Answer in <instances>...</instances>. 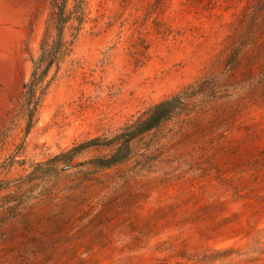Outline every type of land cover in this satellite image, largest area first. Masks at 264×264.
Here are the masks:
<instances>
[{
	"label": "rangeland",
	"instance_id": "rangeland-1",
	"mask_svg": "<svg viewBox=\"0 0 264 264\" xmlns=\"http://www.w3.org/2000/svg\"><path fill=\"white\" fill-rule=\"evenodd\" d=\"M49 12L0 0V264H264V0H87L27 131ZM187 87L126 161L30 175Z\"/></svg>",
	"mask_w": 264,
	"mask_h": 264
},
{
	"label": "trees",
	"instance_id": "trees-1",
	"mask_svg": "<svg viewBox=\"0 0 264 264\" xmlns=\"http://www.w3.org/2000/svg\"><path fill=\"white\" fill-rule=\"evenodd\" d=\"M86 11L87 0H50L47 27L40 45L41 52L33 62L29 80L23 85V101L28 117L27 131L33 125L62 57L69 50L64 39L66 26L69 22H77V29H79L86 17ZM52 67H55V71L52 77L46 80ZM192 89L187 87L159 101L134 121L123 126L113 136L96 137L53 156L45 163H36L30 175L36 171H43L48 164L62 163L63 170L84 164H92L98 169H104L126 161L131 157L133 144L139 137L158 128L172 117L191 111L193 107L191 99L196 94V90ZM101 147L111 148L110 153L73 163L74 159L85 150Z\"/></svg>",
	"mask_w": 264,
	"mask_h": 264
}]
</instances>
